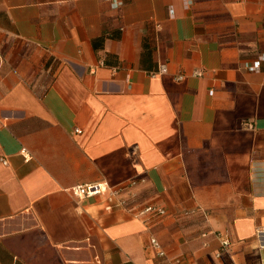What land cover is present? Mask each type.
<instances>
[{
  "label": "crops",
  "instance_id": "1",
  "mask_svg": "<svg viewBox=\"0 0 264 264\" xmlns=\"http://www.w3.org/2000/svg\"><path fill=\"white\" fill-rule=\"evenodd\" d=\"M262 54L264 0H0V264H264Z\"/></svg>",
  "mask_w": 264,
  "mask_h": 264
},
{
  "label": "built area",
  "instance_id": "2",
  "mask_svg": "<svg viewBox=\"0 0 264 264\" xmlns=\"http://www.w3.org/2000/svg\"><path fill=\"white\" fill-rule=\"evenodd\" d=\"M264 61V54L258 56L251 64H248V68L259 70L261 68L262 62ZM159 68L150 71L151 76H156L159 74H164L168 72V66L166 64H161L158 66ZM196 75H201V71H195ZM184 74L179 73L176 75V79H183ZM76 132L81 133L82 130L76 128ZM3 163L7 164L8 160L6 158H2ZM138 180L133 179L124 185H112L106 181L103 182H89V183H81L76 184L71 187L72 193L78 197L79 199L93 197L96 195H104L109 202V205H119L128 211L133 212L137 207L138 202L135 199V194L129 192V188L132 185H136ZM129 192L128 195L124 196L123 193ZM166 213V209L155 205V204H146L143 207L139 208L134 214L139 218H144L145 221L162 216ZM258 238L260 239L261 245L264 246V227L257 231ZM222 247L226 248L230 244V240L226 235H219ZM150 246L155 250L156 254L160 257H164L166 255V251L164 249V245L160 242V240L155 237H150Z\"/></svg>",
  "mask_w": 264,
  "mask_h": 264
},
{
  "label": "trees",
  "instance_id": "3",
  "mask_svg": "<svg viewBox=\"0 0 264 264\" xmlns=\"http://www.w3.org/2000/svg\"><path fill=\"white\" fill-rule=\"evenodd\" d=\"M98 41L94 42V45L97 46ZM151 54V51H149V47L146 42H144V53L142 54V62L145 61L147 54Z\"/></svg>",
  "mask_w": 264,
  "mask_h": 264
}]
</instances>
